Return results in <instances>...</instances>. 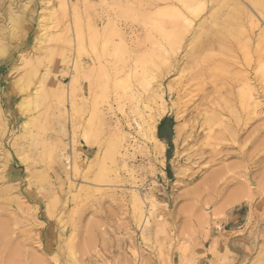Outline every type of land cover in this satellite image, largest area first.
Wrapping results in <instances>:
<instances>
[{"label": "rangeland", "instance_id": "rangeland-1", "mask_svg": "<svg viewBox=\"0 0 264 264\" xmlns=\"http://www.w3.org/2000/svg\"><path fill=\"white\" fill-rule=\"evenodd\" d=\"M183 4L0 0L1 34H8L10 8L27 19L26 29L0 53V264H232L235 254L216 245L231 211L241 226L232 234L247 241L249 259L242 264H264V0H204L185 25L167 13L163 25L178 48L166 54L144 18L163 8L186 13ZM206 19L216 20V28L201 26ZM76 28L84 45L80 70L72 63ZM63 37L71 40L69 49ZM118 37L130 52L114 53ZM151 49L143 63L135 62ZM36 63L50 77L40 98L30 95L37 78H22ZM134 64L155 74L147 91L135 77L114 87L110 76L102 89L105 73L118 70L125 79ZM245 75L256 107L246 106L240 94ZM153 89L163 93L166 112L152 136L148 120L160 110L147 96ZM26 96L27 111H21ZM215 98L221 122L213 124L208 141V129L198 125L213 114L215 105L205 102ZM119 132L125 133L124 147ZM5 159L15 178L4 176ZM102 166L106 178L93 182ZM134 191L155 204L145 207H151L145 226L132 204Z\"/></svg>", "mask_w": 264, "mask_h": 264}, {"label": "bare ground", "instance_id": "bare-ground-1", "mask_svg": "<svg viewBox=\"0 0 264 264\" xmlns=\"http://www.w3.org/2000/svg\"><path fill=\"white\" fill-rule=\"evenodd\" d=\"M85 1V0H84ZM88 1V0H87ZM183 1V0H182ZM208 1V0H207ZM214 1V0H213ZM215 1H217V0H215ZM67 2V1H66ZM65 3V2H64ZM63 3V5H66L67 3H65L64 4ZM203 3H204V0H184V6H185V9H186V13H184V12H182V11H180L178 8H163V9H159L158 11H157V13L155 14V16L153 15V14H148L147 16H145V18H144V24L146 25V27L148 28V27H151V28H153L156 32H158V34H159V39L157 38V40L155 41V44L158 46V49H162V51L163 52H165L166 54H173V53H175V51L177 50V48H178V45H177V42H175V41H171L172 39H171V34H172V32H170V31H167V30H165V28H164V25H163V20H164V15H166L167 13L169 14V20H171V22H176V21H178V20H182L183 22H184V25H185V23L187 24H189L191 21H192V19H194L196 16H198L197 15V11L198 10H200V8L203 6ZM208 3V2H207ZM68 5V4H67ZM205 5H206V3H205ZM65 7V6H64ZM73 7V6H72ZM207 8V7H206ZM211 8V7H210ZM260 8V7H259ZM71 9H73V8H71ZM203 9V8H202ZM201 9V10H202ZM209 9V8H208ZM64 11V10H63ZM74 11V10H73ZM260 11V10H259ZM203 12V11H202ZM68 13V12H67ZM198 14H200L199 12H198ZM191 15H194L195 17L194 18H190L189 16H191ZM222 15V14H221ZM200 16V15H199ZM218 16V15H217ZM248 16V15H247ZM205 17V16H204ZM248 17H250V16H248ZM197 18V17H196ZM218 18V17H217ZM8 19H9V22L11 23V25L7 28L8 29V34L7 35H3V34H1L0 33V53L1 52H3L4 51V48H5V43H8L7 42V40L8 39H12V37H16V35L18 34V32H20V30H21V28H23V26H24V28H25V26H26V24H27V19H26V17L25 16H16V14H15V12L14 11H12V8H10L9 9V13H8ZM215 19V18H214ZM216 20H214V21H212V20H207L206 19V21H203L202 20V23H201V26H204L205 27V25H207V27H210V28H216V22H215ZM170 21H169V23H171ZM173 22V23H174ZM253 22H254V20H253ZM224 24V23H223ZM198 25V24H197ZM218 25V24H217ZM66 26V25H65ZM71 26V25H70ZM186 26H188V25H186ZM185 27V26H184ZM203 27V28H204ZM206 27V28H207ZM26 29V28H25ZM119 31H120V29H119ZM198 31V30H197ZM196 31V32H197ZM121 32V31H120ZM204 32V31H203ZM116 33V32H115ZM118 33V32H117ZM116 33V34H117ZM212 33V32H211ZM120 34H122V33H119V36H120ZM199 34V33H198ZM205 35H207V34H205ZM211 35V34H210ZM116 36V35H115ZM65 37H63V40H65L64 39ZM119 38V37H118ZM123 38V37H122ZM217 38V37H216ZM60 39H61V37H60ZM68 39H69V37H68ZM85 39V38H84ZM120 40L119 41H117L116 42V44H115V48L113 49V51H114V53L116 54V55H121L123 52H130V50H128V48H127V46L124 44L125 42H123L122 40H121V38H119ZM118 40V39H117ZM197 40V39H196ZM63 42H65V44L67 43V47H68V49H69V47H71L72 45H71V43L73 42V49H74V52L76 53V55H75V57L73 58V60H72V63H73V65H74V67H76V69L77 70H80V69H82L83 68V65H82V63H81V61H80V51L82 50V49H84V45H83V39H82V36H81V33H80V31L76 28V30L74 31V33H73V41L71 42V40H65V41H63ZM60 43V42H59ZM61 44V43H60ZM64 44V43H63ZM154 44V43H153ZM62 45V44H61ZM69 45V46H68ZM8 46V45H7ZM65 48H66V46L65 45H63ZM44 47V46H43ZM62 48V47H61ZM64 48V49H65ZM40 49H42V44H41V39H40V43L38 44V51L40 50ZM67 50V49H66ZM71 50V49H70ZM64 51V50H63ZM152 51V49L151 50H143L142 52H140L137 56H135V62L136 63H143V57H146V56H149V52H151ZM61 53V52H60ZM20 57H21V60H22V62L24 63V66H26L27 64H29L28 63V61L27 60H25L24 59V55H20ZM0 59H1V57H0ZM138 64H134V65H131L130 66V68L126 71V76H125V79H121V78H118L117 77V74L119 73V71L118 70H116L113 74H111V75H109V74H107V73H105L104 74V79L102 80V82H103V84H102V89H105L106 87H107V82H108V80H109V77L110 76H112V78L114 79L112 82H113V84H114V87L116 86H124L125 84H126V79L128 80V78H131V77H135V78H137L138 79V83H139V85H140V87H141V89H142V91L143 92H145V91H147V87H148V85L150 84V80L152 79V78H155V74H148L149 73V71L147 70V68H146V66H142L141 65V68H140V70H138L137 69V65ZM38 64L36 63V64H34V65H30V69H27L26 71L27 72H25L24 73V76L22 77V78H24V79H29V80H31V79H33V78H37V80H38V82H39V85L36 87V89H35V91L33 92V93H30V95H34L35 97H41L43 94V89H44V85H43V83H44V80H47V78H48V76L45 74V73H43V74H41L40 72H39V69H38V66H37ZM47 73V72H46ZM149 77H150V79H149ZM241 77V76H240ZM50 78V77H49ZM48 78V79H49ZM242 86L240 85V94H241V96H242V98H243V100H244V102H245V104H246V106H250L251 104V106L252 107H256L259 103H258V101L256 100V97L254 96L255 94L253 93V92H255L254 91V88L252 87L253 85H251V82H250V80L246 77V75L245 76H243L242 77ZM20 80L19 79H17L16 80V83H18ZM76 82V79H73L72 80V93H73V91H74V89H75V85L74 84H76L75 83ZM240 83H241V81H240ZM61 86V85H60ZM59 86V87H60ZM56 87H57V85H56ZM21 90H23V91H27V88L26 89H23V88H20ZM49 89V88H48ZM57 89H58V87H57ZM56 89V90H57ZM71 89V88H70ZM49 90H51V89H49ZM62 90V89H61ZM45 93V92H44ZM67 93L68 92H66V96H67ZM137 93V92H136ZM150 94L149 95H147L150 99H151V101H153V102H155V103H157L158 105H159V108H160V110H159V112H158V115L157 116H155V117H153V116H151L150 118H149V120H148V130H149V132H150V135H154V133H153V129L155 128V126H156V124H157V122H158V120H159V118L160 117H162L164 114H165V112H166V107H165V105H164V95H163V93H159V91H157V89H153V90H151L150 92H149ZM61 94V96H60V98H63V96L65 97V95H64V91L62 90V92L60 93ZM170 94H172V92L170 93ZM254 94V95H253ZM29 95V94H28ZM46 95V94H45ZM74 95V94H73ZM137 95H139V94H137ZM72 96V95H71ZM29 97V96H28ZM34 97V98H35ZM47 97V96H46ZM131 97H134L135 98V96L132 94L131 95ZM206 97L207 96H205V95H203L202 96V100L203 101H205V99H206ZM67 98V97H66ZM70 98V97H69ZM218 98V97H217ZM217 98H215V100H216V102L214 101V99L213 100H210L209 102H205L206 104H208V103H212L213 105H215V108L214 107H212L213 108V114L211 115V116H207V115H203V121L201 122V123H199V125L198 126H200V127H206L207 129H208V135H207V140L208 141H210L212 138H213V135H211V131H212V126H213V124L215 123V122H217V121H219L220 120V118H219V106H218V104H219V102H218V99ZM60 101V100H59ZM62 101V100H61ZM65 101V100H64ZM212 101V102H211ZM27 102H28V100H27V96L24 98V100L23 101H21V103H19V107H20V109H21V111H27ZM55 102V101H54ZM63 102V101H62ZM137 102V101H136ZM30 103V102H29ZM94 103H96V102H94ZM37 105V104H36ZM35 105V106H36ZM65 105V104H64ZM71 106V105H70ZM146 106H148V103H146ZM226 106L230 109V106L226 103ZM72 107V106H71ZM95 107V106H94ZM137 108H138V106H136ZM135 107V108H136ZM243 107V106H242ZM38 108V107H37ZM73 108V107H72ZM92 108V107H91ZM211 108V109H212ZM96 109V108H95ZM252 110V109H251ZM205 111V110H204ZM255 111H257L256 109H255ZM245 112V111H244ZM243 112V113H244ZM94 113V112H93ZM205 114L207 113V112H204ZM250 113V112H249ZM254 113V112H253ZM99 114V113H98ZM97 114V115H98ZM200 114V113H199ZM246 115V114H245ZM2 115H1V112H0V121H1V117ZM92 116H93V114H92ZM91 117V116H90ZM250 117H252V116H250ZM101 118V117H100ZM246 118H247V116H246ZM89 119H91V118H89ZM102 119V118H101ZM249 119V118H248ZM98 120V119H97ZM2 121H3V119H2ZM219 122H221V121H219ZM218 122V123H219ZM0 123H2V122H0ZM138 125H139V123H138ZM219 125H221V126H223V124L222 123H219ZM2 132V131H1ZM118 135H119V139H120V146L121 147H124V143H125V140H126V136H125V133H123V132H119L118 133ZM162 145V144H161ZM209 145H212L211 143L209 144ZM214 145H216V144H214ZM48 153V152H47ZM201 154V153H200ZM202 155V154H201ZM8 160H4V162L1 164V166H2V171L3 172H5V175L4 176H6L7 178H12V177H16V175L14 174V172H13V170H12V167H10V165H8ZM112 162V161H111ZM85 169L86 170H88L89 169V164L88 163H86L85 164ZM98 168V167H97ZM107 169L108 168H106L105 166H102V167H100L99 168V170H98V172L97 173H94L93 175H91L92 176V181L93 182H99V181H102L104 178H106L105 177V171H107ZM2 172V173H3ZM78 172V171H77ZM2 173H1V175H2ZM6 177H5V179H6ZM1 179V178H0ZM16 181V180H15ZM49 183V182H48ZM104 183V182H103ZM10 186V185H9ZM98 186V185H97ZM7 187V186H6ZM13 187V186H12ZM6 189V188H5ZM11 190V189H10ZM0 191H4L3 190V188H0ZM8 191V190H7ZM1 192V193H2ZM5 192H6V190H5ZM88 192V191H87ZM8 194V193H7ZM37 194V193H36ZM7 196V195H6ZM0 197H2V196H0ZM131 198H132V204H133V207H134V210H135V213H136V215H137V218L139 219V222H141L140 224H141V226H145L146 224H148L149 223V216H150V214H151V212H150V208L149 209H147V208H145V207H147L146 205L148 204L149 205V203H150V206H153V205H155V204H153V202H152V200H149V198H147L145 195H140L138 192H136V191H134L133 193H132V196H131ZM55 199V198H54ZM53 203V202H52ZM3 206H5V205H3ZM55 206V205H54ZM56 207H57V205H56ZM149 207V206H148ZM1 209V208H0ZM7 210V209H6ZM62 212V211H61ZM55 213V212H54ZM60 214V213H59ZM58 215H56L55 217H57ZM54 218V217H53ZM151 219H152V217H150ZM63 220V219H62ZM9 221V220H8ZM0 224H1V222H0ZM5 224V223H4ZM2 225V227H3V224H1ZM62 225V224H61ZM2 227H0V230H1V228ZM7 228V227H6ZM8 230H10L9 228H8ZM60 230V229H59ZM2 231V230H1ZM6 232H8L7 230H6ZM10 232V231H9ZM60 233H62V235H63V230H61V231H59ZM2 233V232H1ZM13 233H14V231H13ZM13 233H10V234H13ZM58 234V233H57ZM3 235V234H2ZM6 235V234H5ZM9 235V234H8ZM14 235V234H13ZM70 235V234H69ZM4 236V235H3ZM9 236H11V235H9ZM60 236V235H59ZM2 238V237H1ZM6 238H8V237H6ZM12 238V237H11ZM11 238H8L9 240H11ZM60 238V237H59ZM67 238H69V236L67 237ZM64 240V239H63ZM71 240V239H70ZM66 241V240H65ZM69 243V242H68ZM70 243H72V242H70ZM69 243V245L71 246V244ZM2 244V243H1ZM59 244V243H58ZM4 245V244H3ZM20 245V244H19ZM68 245V246H69ZM2 246V245H1ZM13 246V245H12ZM16 246V245H15ZM14 246V247H15ZM3 247V246H2ZM2 247H0V248H2ZM8 247V246H7ZM11 247V246H10ZM67 248V247H66ZM9 249V248H8ZM12 249V248H11ZM9 250V252L11 253V255H14V251L13 250H15L16 249V247H15V249L13 248L12 250ZM20 249V248H19ZM17 250V249H16ZM15 250V252H16V254L18 255V253H17V251ZM2 251H4V250H2ZM61 251V250H60ZM67 251H68V249H67ZM71 252V251H70ZM3 253V252H2ZM9 253V254H10ZM23 253V252H22ZM57 253V252H56ZM24 254H26V252L24 253ZM1 255V254H0ZM55 255V254H54ZM70 255H73V254H70ZM9 256V255H8ZM23 256V255H22ZM24 256H26V255H24ZM23 256V257H24ZM5 257V256H4ZM27 257V256H26ZM26 257H24V258H26ZM29 257V256H28ZM35 257V256H34ZM33 257V258H34ZM68 257V256H67ZM73 257V256H72ZM9 258V257H8ZM12 258V257H11ZM17 258H19V257H17ZM23 258V259H24ZM32 258V259H33ZM49 258V257H48ZM71 258V257H70ZM1 259H3V258H0V260ZM16 259V258H15ZM20 259L21 260H23L21 257H20ZM51 259H52V257H51ZM54 259H55V257H54ZM53 259V260H54ZM68 259V258H67ZM13 260H14V258H13ZM28 260V259H27ZM2 261V260H1ZM6 261V260H5ZM9 261V260H8ZM36 261H37V259H36ZM36 261H35V263H36ZM46 261V260H45ZM50 261V260H49ZM10 262H11V260H10ZM15 264H17V262H15V260L13 261ZM20 261H18V263H19ZM22 262V261H21ZM25 262V261H24ZM32 262V261H31ZM44 262V261H43ZM26 263H28V262H26ZM30 263V262H29ZM38 263V262H37ZM46 263H48V262H46ZM86 263V262H85ZM5 264V263H4ZM13 264V263H12ZM51 264V263H50ZM88 264V263H87Z\"/></svg>", "mask_w": 264, "mask_h": 264}, {"label": "crops", "instance_id": "crops-1", "mask_svg": "<svg viewBox=\"0 0 264 264\" xmlns=\"http://www.w3.org/2000/svg\"><path fill=\"white\" fill-rule=\"evenodd\" d=\"M237 217L238 215L235 212H228L227 220L221 224V229L217 234L218 239L216 241L217 249L220 252L228 251L235 254L234 262L232 264H242L249 259V255H247V252L245 250V246L247 244L245 237L232 234L241 227L236 226ZM225 232L230 233V235L226 239L221 236ZM208 259L209 255H207L206 261H208Z\"/></svg>", "mask_w": 264, "mask_h": 264}]
</instances>
